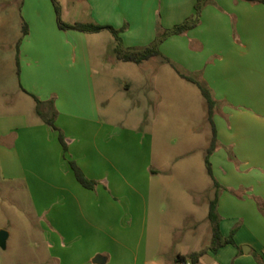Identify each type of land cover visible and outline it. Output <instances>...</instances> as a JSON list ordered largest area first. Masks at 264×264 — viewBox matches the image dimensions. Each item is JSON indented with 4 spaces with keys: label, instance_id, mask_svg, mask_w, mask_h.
Returning <instances> with one entry per match:
<instances>
[{
    "label": "rangeland",
    "instance_id": "rangeland-1",
    "mask_svg": "<svg viewBox=\"0 0 264 264\" xmlns=\"http://www.w3.org/2000/svg\"><path fill=\"white\" fill-rule=\"evenodd\" d=\"M57 2L60 18L64 23L98 25L91 21V13L86 12L85 6L78 0ZM209 5L230 21L232 41L235 42L231 48L238 46L239 42L234 37L235 18L219 8L216 3L210 2ZM36 7L41 14H46L41 2H38ZM51 10L53 13V8ZM14 16L20 20L18 10L11 12L9 6H0V22L7 18L10 23L15 19ZM55 19L54 27L59 29ZM1 24L0 40L4 37L5 43L0 41V58L4 56L10 61L15 57L16 61L13 63L16 71L22 69L24 72L27 71L30 61L25 58V51L23 58L20 56V47L25 40L22 30L26 23L18 22L15 32L10 24L5 27ZM172 28L155 27V39L150 44L128 48H145L155 42L165 30ZM28 30L30 32V28ZM123 30L120 34L121 39L122 34L128 31V25ZM61 33L69 37L72 45L70 50L65 49L58 59L55 54L50 53L49 48H56L62 44H38L37 59L31 62L30 79L26 87L33 96L44 102L40 110L46 109V102L52 101L56 104L59 101L61 97H57L56 94L58 87L83 83L81 58L71 51L73 47L81 46L74 35H83L91 52L90 70L102 115L110 118L118 127L116 148L120 173L136 185V190H142L145 148L142 140L145 132L149 135L145 142H151L154 166L166 169L172 174L162 175V180L171 181V184L164 186L162 195L159 239L161 251L166 252L161 254V257L168 261V264H178L176 259L179 252L187 256L191 252L205 250L211 245L213 238L208 212L209 203L215 198L216 193L221 204V212L225 216L242 212V100L236 93L228 92L224 88L221 75L225 69L221 62L222 55L228 50L230 39L225 38L223 34L214 37L209 34L208 28L199 25L182 35L163 40L158 45L161 56L135 64L122 62L116 58L114 49L117 42L110 31L99 35L73 30ZM43 35L54 34L45 31ZM192 38L200 39L205 44L196 47ZM233 51L238 53L236 49ZM175 53L180 54L176 58L183 61L187 59L188 65L192 61L200 70L195 72L184 70L180 62L175 60ZM171 65L181 73L204 82L213 93L216 101L213 122L217 143L210 162L214 180L220 188H213V180L205 165L206 152L213 138L206 100L199 89L180 78ZM203 76L211 81L212 86ZM3 85L1 83V86ZM5 86L7 98L2 100L6 103L7 112L4 113V110L0 109V118L7 117L6 127L19 126L20 117L23 119L22 122L30 118L41 119L36 112L38 105L33 97L15 95L17 85L10 79H7ZM14 139L15 137H12L10 141L13 142ZM1 142L0 140L2 147ZM19 152L22 154V151ZM47 154L34 169L35 172H23L14 149L5 154L0 153V231L8 234L6 248L0 247V264H88L87 257L82 252L86 251L83 240L74 238L80 241L75 243L71 237H64L65 243L62 244L63 237L50 235L47 223L50 189L47 179L51 172L48 165L50 156ZM190 185L194 191L199 190L196 198L192 196L190 199V196L185 194ZM127 190L130 193V190ZM134 195L138 197L137 194ZM141 205L137 200L133 204L136 216L129 242L135 246L143 239L139 219L142 218ZM123 207L124 205L120 203V208ZM123 213H126V210L120 209V223L123 222L121 216ZM128 220L130 216L125 222ZM238 226L235 225L232 230L237 231ZM171 227H174L175 231H171ZM56 256L60 257L58 258L60 263L54 260Z\"/></svg>",
    "mask_w": 264,
    "mask_h": 264
},
{
    "label": "crops",
    "instance_id": "crops-1",
    "mask_svg": "<svg viewBox=\"0 0 264 264\" xmlns=\"http://www.w3.org/2000/svg\"><path fill=\"white\" fill-rule=\"evenodd\" d=\"M38 2L42 3L46 14H41L38 10ZM78 2L85 6L86 12L91 13V21L98 25L115 29L128 25V31L122 34L126 47H143L155 39L154 29L158 20L164 28L182 23L195 15L197 0ZM211 2L235 18L234 37L239 42L238 46L231 48L235 42L232 41L230 21L208 4L200 17V27L208 28L209 34L214 37L223 34L225 38L230 39L229 51L222 55L221 60L225 66L221 72L222 81L228 92L236 93L242 100V212L225 216L218 202L219 229L222 236L226 238L234 226L239 225L234 234L235 244L226 245L216 253L209 250L211 245L206 247L207 252L198 264H264V211L258 206L259 202L264 204V4H251L242 0ZM16 5L20 20L14 16L12 22L9 23L7 18H3L0 23L4 27L10 24L14 32L18 28V22L29 26L30 32L28 30L25 35L20 47V56L23 58L25 51V58L30 62L27 71L22 69L18 72L14 68L15 57L10 61L4 56L0 58V109L4 110V113L7 108L2 99L7 98V79L17 85L15 95L33 97L26 83L30 79L31 62L37 59L38 44H62L49 48L50 53L55 54L58 59L65 49L70 50L72 46L69 37L63 35L62 30L58 31L59 27H54L57 14L52 0H0V6H9L11 12L17 11ZM40 28L41 31L38 30ZM45 31L54 35L44 36ZM104 32L107 31L101 33ZM74 38L80 41L81 46H75L71 51L81 58V74L85 83L83 81L58 87L56 94L61 98L56 104L53 103L57 111L54 125L64 135L67 152L64 153L59 141V132L42 118H30L22 122L20 117L19 126L8 128L7 117L4 116L0 118V153L5 154L14 149L23 172H35L34 169L48 153L51 175L47 179L50 189L47 223L50 235L63 237L62 244L65 243L64 237H71L75 243L80 241L74 238L83 240L86 251L82 252L87 257L88 264H95L93 261L97 257L104 259L100 264H168L169 262L161 257L166 251H161L159 237L163 188L168 183V186L171 184V181H163L162 175H170L171 172L154 166L151 142H145L149 135L144 132L142 190H136V185L120 173L116 148L118 127L110 118L102 115L90 70L91 52L86 39L83 35H74ZM192 39L196 47L205 44L200 39ZM0 41L5 43V38L2 37ZM235 49L238 53H234ZM174 55L184 70H200L192 61L188 65L187 59L183 61L176 58L179 53ZM18 57L19 54L17 63ZM219 75L218 73L217 76ZM206 81L212 86L211 81ZM1 83L4 85L1 86ZM42 103L41 106L44 105V102ZM45 106L46 109L41 111L50 117L51 107L48 102ZM12 137H15L13 142L10 141ZM19 151H22V154ZM71 161L76 163L87 179L97 183L94 189H86L80 185L70 167ZM188 187L185 194H188L190 199L192 196L196 198L199 190L196 192L191 185ZM136 200L142 204V218H138L141 220L143 239L135 246L129 242V236L132 237L136 216L133 204ZM120 203L125 208H120ZM120 209L126 210V213L121 214V223ZM128 216L130 220L126 223ZM173 228L170 230L175 231ZM196 252H191L190 255ZM179 256L185 257L180 252L177 254V257ZM58 258L60 257L56 256L54 260L60 263Z\"/></svg>",
    "mask_w": 264,
    "mask_h": 264
},
{
    "label": "trees",
    "instance_id": "trees-1",
    "mask_svg": "<svg viewBox=\"0 0 264 264\" xmlns=\"http://www.w3.org/2000/svg\"><path fill=\"white\" fill-rule=\"evenodd\" d=\"M251 4H264V0H242ZM53 5L55 7V11L57 14V21H58V27L62 31H67V30H74L78 31L81 33L85 34H99L103 31H110L111 34L115 37L117 46L114 49L116 58L119 61L126 62V63H135V64H141L143 62L149 61L153 58L161 56L160 51L158 49V45L165 39L175 36V35H182L185 32L196 28L197 26L200 25V17L202 10L210 4L211 0H197V3L195 5V15L186 19L183 23L178 24L174 26L170 30H165L160 36L157 38L155 42H153L151 45L145 47V48H128L125 47L122 43V39L120 37V34L124 31V28L117 30L114 27L111 26H101V25H95V24H82V23H75V24H66L64 23L61 18H60V10H59V4L57 0H52ZM158 29H162V26L160 24V21H157V26ZM23 35L28 34V27L27 25H23ZM172 68L175 70L177 75L184 79L185 81L195 85L201 95L204 97L207 103V111H208V121L211 123L213 127V138L210 147L208 148L206 152V157H205V165L207 172L211 179L213 180L214 187L220 188V185L214 180L213 173H212V165L210 162V157L213 154V152L216 149V143H217V138H216V130L213 122V117H214V108L216 105V101L214 99L213 93L211 89L202 81H199L193 77L187 76L183 73H181L179 70L175 68L174 65H171ZM34 100L36 101L38 105V109L36 110L37 114L50 126H52L56 131L58 129L55 127L54 122L57 117V111L54 108L53 102L49 101L48 104L51 107L52 113L50 117H47L44 115V113L40 110L41 105L43 104L41 101H39L36 97H34ZM59 132V141L63 147L64 153L67 152L68 147L65 142L64 135ZM70 167L72 171L74 172V175L77 179V181L86 189H94L97 185L95 181H91L86 178L82 170L74 163L73 161L69 162ZM264 204L259 202L258 206L259 208L263 211L264 210ZM208 220L212 224V230H213V238L211 242V246L209 250L213 253H216L220 248L226 246V245H234V234L236 230H232L231 234L229 237L224 238L221 234V231L219 229V223H220V216L218 215V194L216 193L215 198L210 201L209 203V213H208ZM207 250H201L200 252L193 253L191 255L182 257L179 256L177 257L176 261L177 262H190L191 264H198L199 260L201 259L202 256L206 254ZM241 252V251H240ZM256 258H258L257 255H255Z\"/></svg>",
    "mask_w": 264,
    "mask_h": 264
},
{
    "label": "water",
    "instance_id": "water-1",
    "mask_svg": "<svg viewBox=\"0 0 264 264\" xmlns=\"http://www.w3.org/2000/svg\"><path fill=\"white\" fill-rule=\"evenodd\" d=\"M8 238V234L4 231H0V247L5 249L6 248V240ZM104 262V259L102 257H97L93 263L100 264Z\"/></svg>",
    "mask_w": 264,
    "mask_h": 264
},
{
    "label": "built area",
    "instance_id": "built-area-1",
    "mask_svg": "<svg viewBox=\"0 0 264 264\" xmlns=\"http://www.w3.org/2000/svg\"><path fill=\"white\" fill-rule=\"evenodd\" d=\"M178 264H191L190 262H178Z\"/></svg>",
    "mask_w": 264,
    "mask_h": 264
}]
</instances>
